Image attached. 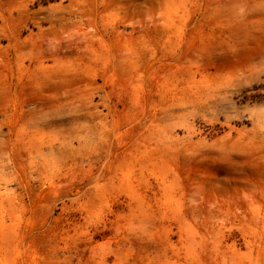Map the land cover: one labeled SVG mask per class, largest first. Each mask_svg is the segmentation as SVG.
Wrapping results in <instances>:
<instances>
[{"label": "rangeland", "instance_id": "obj_1", "mask_svg": "<svg viewBox=\"0 0 264 264\" xmlns=\"http://www.w3.org/2000/svg\"><path fill=\"white\" fill-rule=\"evenodd\" d=\"M15 62L0 264H264V0H0Z\"/></svg>", "mask_w": 264, "mask_h": 264}, {"label": "bare ground", "instance_id": "obj_2", "mask_svg": "<svg viewBox=\"0 0 264 264\" xmlns=\"http://www.w3.org/2000/svg\"><path fill=\"white\" fill-rule=\"evenodd\" d=\"M19 68L20 64L18 62L13 64L11 69L6 68L3 70L0 78V90L2 93H5L9 90L13 91V108L12 112L15 115V120L13 122V130L16 132V140H18V133H19V126H20V121H19V112H20V99L19 95L17 92V87L19 85ZM4 101L6 102V99L3 97L0 99V148L3 146H7L8 142L7 138L9 137V131H10V126L11 123L10 121H7L8 117V107L5 105ZM4 128L7 129V131H4Z\"/></svg>", "mask_w": 264, "mask_h": 264}]
</instances>
